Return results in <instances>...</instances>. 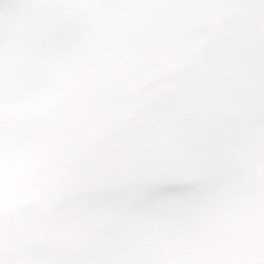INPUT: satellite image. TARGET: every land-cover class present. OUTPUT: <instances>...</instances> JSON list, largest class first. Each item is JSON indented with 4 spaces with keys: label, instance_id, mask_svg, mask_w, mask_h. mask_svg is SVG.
<instances>
[{
    "label": "rangeland",
    "instance_id": "1",
    "mask_svg": "<svg viewBox=\"0 0 264 264\" xmlns=\"http://www.w3.org/2000/svg\"><path fill=\"white\" fill-rule=\"evenodd\" d=\"M17 1L19 0L0 1V66H3V62L6 61L3 58L4 51L16 26L14 13L19 9L16 7L17 5H12L11 2ZM91 1L93 0H80L81 3L84 2V6L75 4L72 18L66 15L67 18L64 19L63 23L59 19L56 29L47 33L39 42L32 44L29 48L32 52L29 55L37 57L38 62L27 66V69L23 71L21 80L17 83V87L2 94L3 104L15 108L16 113L18 112V118L15 120H22V123L18 125L19 129L32 121H37L38 125H47V122L53 118L52 114L55 113L56 108L62 104V95L68 86L76 81L79 67L91 57L89 56L88 44H91L92 51L99 41L98 37H113L118 46L127 42L131 52L139 60L140 69H138L140 72L143 70L148 52L155 50L150 49L151 42L144 34V29L134 31L133 36L138 40L137 43H131L132 41L128 38L129 24L121 16L125 12V8H127L126 11H130L129 0H104L103 7L95 12L86 8ZM165 1V10H161L162 7H160L152 12L155 14L154 18L157 22L161 20H183L187 17L184 11H179V8L175 6L178 0ZM230 1L233 0H202L201 9H207L205 11L210 12L217 4ZM66 2H71V0H47L46 4L49 5L48 8H51L52 21ZM24 9L29 10L30 6H25ZM86 18L88 19L86 20ZM17 20L25 27L28 26L27 20L21 19L19 16ZM115 30L124 32L125 37L121 39L119 35H114ZM181 31L182 28L177 26L174 29H168L167 33L159 32L164 35L169 44L167 46L173 47L174 51V46H179L181 52L189 46L184 47L186 43L183 37H172ZM222 33L227 42L231 34L226 32L224 28L220 30L221 35ZM144 36L146 38L142 40L141 37ZM233 38L234 36H231V40ZM194 43L198 44V41L196 40ZM59 44L60 50H66L70 59L66 76L58 70L55 64V51L59 54ZM120 55L121 52H117L116 58ZM170 57L175 58L173 54H170ZM13 60H17V64L14 66L17 67V70L24 64L18 57ZM27 61L30 62L29 56H27ZM169 65H171L169 68H173L172 62ZM252 65L253 62H250L248 68H251ZM14 162L15 156L9 165L13 166ZM202 188L205 192L209 191L207 186ZM262 189L258 185L247 186L246 183H240L231 194L228 191L223 195H218V187H210V192L225 200L222 202L220 198L216 197L217 195H214L211 201L213 210L225 214L221 215L219 220H213L206 224L203 223V220L200 221L202 215L199 214L195 216V222L187 214L181 216L170 227L172 229L169 230L170 234L166 236V244L163 249L166 251V255L158 261L159 264H214L212 259L219 261V264H245L256 253L257 255L253 256L256 261L247 264H264V190L262 191ZM255 192H257L256 196L251 197V193ZM204 197L207 200L209 194H193L191 199L193 203L201 206ZM205 233L210 234L211 240L206 244L204 253H200L198 250L202 249L206 243V236L205 240L203 238ZM2 247L3 245L0 243V252H2ZM238 254L241 255L239 262L237 261ZM81 258L83 264H91L86 256L83 255Z\"/></svg>",
    "mask_w": 264,
    "mask_h": 264
},
{
    "label": "bare ground",
    "instance_id": "2",
    "mask_svg": "<svg viewBox=\"0 0 264 264\" xmlns=\"http://www.w3.org/2000/svg\"><path fill=\"white\" fill-rule=\"evenodd\" d=\"M65 52H66V50H64V51L62 52V57H61V60H62V61L64 60ZM61 60H60V61H61ZM60 61H59V62H60Z\"/></svg>",
    "mask_w": 264,
    "mask_h": 264
}]
</instances>
